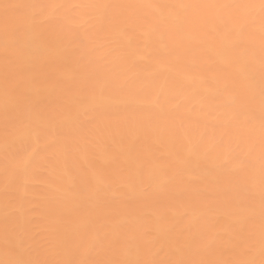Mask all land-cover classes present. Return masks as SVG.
<instances>
[{"label": "bare ground", "instance_id": "bare-ground-1", "mask_svg": "<svg viewBox=\"0 0 264 264\" xmlns=\"http://www.w3.org/2000/svg\"><path fill=\"white\" fill-rule=\"evenodd\" d=\"M264 0H0V264H264Z\"/></svg>", "mask_w": 264, "mask_h": 264}, {"label": "snow or ice", "instance_id": "snow-or-ice-1", "mask_svg": "<svg viewBox=\"0 0 264 264\" xmlns=\"http://www.w3.org/2000/svg\"><path fill=\"white\" fill-rule=\"evenodd\" d=\"M262 9H264V2H262V5H261Z\"/></svg>", "mask_w": 264, "mask_h": 264}]
</instances>
